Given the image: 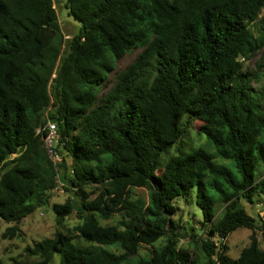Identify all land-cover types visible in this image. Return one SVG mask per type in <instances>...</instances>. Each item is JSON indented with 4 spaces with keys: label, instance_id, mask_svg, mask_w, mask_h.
I'll use <instances>...</instances> for the list:
<instances>
[{
    "label": "trees",
    "instance_id": "trees-1",
    "mask_svg": "<svg viewBox=\"0 0 264 264\" xmlns=\"http://www.w3.org/2000/svg\"><path fill=\"white\" fill-rule=\"evenodd\" d=\"M263 7L264 0H65L79 27L62 40L52 0H0V218L10 223L1 236H14L54 185L35 132L44 114L56 124L58 177L72 192L50 207L57 221L71 213L79 220L75 234L57 231L25 246L36 258L4 264H51L53 254V264H123L159 238L134 264H264L261 228L237 204L254 192L264 197V177L254 174L264 169V80L253 89L259 75L239 60L264 43L249 26ZM136 49L100 94L115 62ZM182 119L200 121L214 152L196 146L160 163ZM191 186L207 231L197 253L177 245L184 232L172 218L173 199ZM135 187L145 189L144 201L133 197ZM113 213L116 222H99ZM241 226L250 229L248 243L230 257L224 239ZM197 235L190 227L193 243Z\"/></svg>",
    "mask_w": 264,
    "mask_h": 264
},
{
    "label": "rangeland",
    "instance_id": "rangeland-1",
    "mask_svg": "<svg viewBox=\"0 0 264 264\" xmlns=\"http://www.w3.org/2000/svg\"><path fill=\"white\" fill-rule=\"evenodd\" d=\"M52 5L55 9L58 24L62 36V40L70 38L78 30L79 23L67 14L65 8V0H52ZM254 35L261 34L264 39V7L260 9L257 18L249 24ZM138 49L125 53L119 58L115 64L114 69L111 70L99 88V93L105 92L109 86L115 81L116 73L122 69L128 62L132 60ZM242 64V69L249 73L256 72L259 75L258 79L250 81V86L255 90H260L261 83L264 80V43L260 50L250 58H239ZM264 101V93H263ZM182 127L184 128L178 140L171 145L166 151L160 154L159 162L162 163L164 159L170 154H184L191 148L201 146L206 151L214 152V147L203 133L197 131L200 123L199 120H193L190 123H185L182 119ZM213 160L229 167L235 172L233 163L230 159L213 156ZM255 178L264 177V169L257 167L254 170ZM91 187L86 185L85 190H90ZM209 192H213L209 189ZM195 187L191 186L183 195L177 196L173 199V204L177 205L178 209L172 215V218L179 224V230L183 231L182 237L179 238L177 245L185 248H191L195 253L199 251L200 239L205 237L207 231L205 228H200L202 223L201 213L194 201ZM72 192L65 189L62 191L53 190L49 192V197L46 205L35 209L31 214L22 218L18 226L17 233L12 237H2L1 232L10 223L5 222L0 218V261L1 264L8 263L13 258L34 259L36 256H28L25 254L24 247L30 246L35 240L43 237H52L55 232L59 231L66 234H75L73 229L74 224L79 221L74 213H71L61 220L57 221L56 217L50 207L54 202H62L69 198ZM132 195L136 200L144 201L145 189L142 187H135L132 189ZM252 202H247L243 197H239L238 206L242 207L244 212L249 215L254 222L260 226L261 230L256 231L259 240V246L264 248V197L261 194L254 192ZM222 205L219 202L215 203V217L221 212ZM120 216L113 213L109 218H98L101 224L114 223ZM190 227H193L198 232L195 236V242L188 236ZM250 229L248 227H237L228 232L224 242L227 245L226 253L230 257H235L239 249L248 243V235ZM212 241L217 245L216 237ZM73 242L77 244H84L81 237L75 236ZM163 242L162 238L155 240L152 245L141 244L137 251L130 256L123 264H134L140 257H147L150 254L152 246H158ZM111 248V247H110ZM57 260V255L53 254L51 264Z\"/></svg>",
    "mask_w": 264,
    "mask_h": 264
},
{
    "label": "built area",
    "instance_id": "built-area-1",
    "mask_svg": "<svg viewBox=\"0 0 264 264\" xmlns=\"http://www.w3.org/2000/svg\"><path fill=\"white\" fill-rule=\"evenodd\" d=\"M35 132L39 134L45 154L55 172L54 185L50 190L62 191L64 189V183L58 177V168H59L58 164L61 161V155L58 151L59 147H57L58 138L56 132V124L54 121L50 120L46 116V114H44L41 117V120L35 129ZM59 143H60L59 145H62V142Z\"/></svg>",
    "mask_w": 264,
    "mask_h": 264
}]
</instances>
